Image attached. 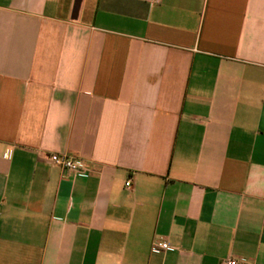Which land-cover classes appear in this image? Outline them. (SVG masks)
<instances>
[{"label": "crops", "instance_id": "0c3cea01", "mask_svg": "<svg viewBox=\"0 0 264 264\" xmlns=\"http://www.w3.org/2000/svg\"><path fill=\"white\" fill-rule=\"evenodd\" d=\"M230 260L264 264V0H0V264Z\"/></svg>", "mask_w": 264, "mask_h": 264}, {"label": "built area", "instance_id": "2783aa9c", "mask_svg": "<svg viewBox=\"0 0 264 264\" xmlns=\"http://www.w3.org/2000/svg\"><path fill=\"white\" fill-rule=\"evenodd\" d=\"M48 161L51 165L56 166L64 171L75 175H85L89 170L88 167L82 162L78 160H74L73 158L66 155H57L52 154L48 156ZM130 183H126V187H129ZM161 250H170V247L167 243H161L157 245ZM223 264H238L234 260L224 261Z\"/></svg>", "mask_w": 264, "mask_h": 264}]
</instances>
